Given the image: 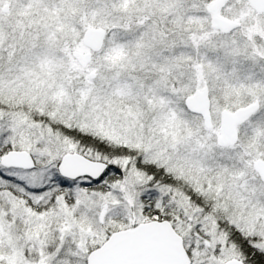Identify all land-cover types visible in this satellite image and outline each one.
Segmentation results:
<instances>
[{"label": "snow or ice", "instance_id": "6c2138e0", "mask_svg": "<svg viewBox=\"0 0 264 264\" xmlns=\"http://www.w3.org/2000/svg\"><path fill=\"white\" fill-rule=\"evenodd\" d=\"M0 264H264V0H0Z\"/></svg>", "mask_w": 264, "mask_h": 264}]
</instances>
